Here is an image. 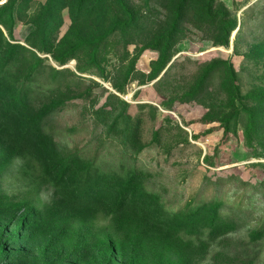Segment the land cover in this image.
Instances as JSON below:
<instances>
[{"label": "rangeland", "instance_id": "374dc122", "mask_svg": "<svg viewBox=\"0 0 264 264\" xmlns=\"http://www.w3.org/2000/svg\"><path fill=\"white\" fill-rule=\"evenodd\" d=\"M48 1L0 23V264H264V0Z\"/></svg>", "mask_w": 264, "mask_h": 264}, {"label": "trees", "instance_id": "16d2710c", "mask_svg": "<svg viewBox=\"0 0 264 264\" xmlns=\"http://www.w3.org/2000/svg\"><path fill=\"white\" fill-rule=\"evenodd\" d=\"M18 1L19 0H17L15 3H6L5 5L0 6V8H2L4 11V14H7L8 16L6 20L0 18V23H2L4 26L7 27V22L14 20L15 7ZM60 2L61 0H49L48 3L43 7L45 15L43 16V21L40 22V25L38 26L41 32L45 33L47 31V25L49 21H51L52 17L59 11L58 8L60 6ZM120 4L123 8H125V13L130 17V25L137 26L138 18H134V16H132L133 13H131L128 7L125 5L124 0H121ZM173 36V32L169 35H166L161 39V41L163 40L162 43H164V45L166 44V47L170 46V44L172 45ZM19 49L23 50L24 54L18 56L17 51ZM29 58H31L32 61L36 62L37 64L33 65V63H30ZM39 60L40 58L33 51L27 49L26 47L22 45L11 44L5 38L3 31L0 29V78H5L7 80H19V78L22 77V71L27 70V76H30L31 74L33 75L26 77L25 80H23L25 83L24 87L26 88L32 86L33 84H40L38 83V80L41 75H38L37 72L39 70ZM126 172L127 168L123 170V174H126Z\"/></svg>", "mask_w": 264, "mask_h": 264}, {"label": "bare ground", "instance_id": "6f19581e", "mask_svg": "<svg viewBox=\"0 0 264 264\" xmlns=\"http://www.w3.org/2000/svg\"><path fill=\"white\" fill-rule=\"evenodd\" d=\"M236 33H237V30L234 31V33H233V37L236 35ZM233 37H232V38H233Z\"/></svg>", "mask_w": 264, "mask_h": 264}]
</instances>
